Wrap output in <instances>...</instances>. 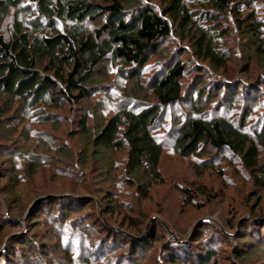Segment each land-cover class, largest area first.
I'll use <instances>...</instances> for the list:
<instances>
[{
  "label": "trees",
  "instance_id": "16d2710c",
  "mask_svg": "<svg viewBox=\"0 0 264 264\" xmlns=\"http://www.w3.org/2000/svg\"><path fill=\"white\" fill-rule=\"evenodd\" d=\"M175 39L182 46L185 43L187 48L181 50L200 63H192L191 68L203 74L207 70L210 74L222 73V76L218 77L221 79L216 95L208 93L204 97L202 88H191L195 98L189 104L196 115L185 116L175 126L170 125L167 137L162 139L158 134L165 126L167 108L184 104L186 94L190 95L189 86L184 87L189 68L184 60L178 59L164 69L161 77L153 74L145 81L142 72L149 66L150 57L158 55L162 44ZM235 46L242 52L235 51ZM236 53L239 62L246 61L241 73L248 77L253 74L254 62L258 66L264 63V0H0V124L16 120L13 133L17 134L20 126L24 134L29 117L36 116L43 124L59 123V114L53 112L62 110L66 104L77 107L96 94H107L108 85L112 87L113 83L104 84L103 80L111 68L127 82L122 88L124 94L110 116L85 113L78 120L75 138L83 144L78 164L89 167L94 161L98 163L97 169L92 170L98 172L97 176L113 179L115 165L107 152L126 153L124 183L135 188L137 197L146 200L156 186L167 183L161 162L165 149L169 148L174 155L192 159L203 169H214L222 159L231 168L236 160L262 189L264 123L259 129L253 119V107L244 106L239 117L230 118L226 113L207 115L212 108H218L212 103L224 89L223 101L230 100L232 108H237L239 98L228 95L226 88L230 83L223 80L231 74L230 63ZM255 80L264 85V73ZM243 81L239 79L238 86ZM250 99L255 103L260 100ZM256 120L264 121V113ZM252 122L257 129L252 127ZM38 165L31 157L27 170L35 174ZM215 171L224 174L223 167ZM10 180L17 184V178ZM116 181L111 182L113 187L117 186ZM86 188L102 196L104 213L110 219L115 218L118 227L108 226L98 217L78 215L73 202L92 203V198L66 195L46 198L42 201L59 203L60 209L57 215L44 218L43 226L47 229L41 237L43 243L37 240L26 243L29 234L24 231L9 237L7 230L16 224L20 226L19 222L0 219V264H143L139 255L144 248L138 247L149 237L152 244L157 242L156 229L153 235L148 230L144 234L145 220L142 218L136 224L129 215L117 223L119 209L121 213L131 210L118 201L119 192L93 190L92 184ZM179 190L186 206L199 208L195 202L211 200V193L205 187L185 186ZM12 192L9 189L7 194ZM40 200L34 208L40 206ZM127 226L136 235L126 233ZM256 228L255 238L264 251L261 240L264 223ZM142 232L145 241L138 237ZM183 236L166 238V251L160 259L170 260L164 264H219L216 250L198 252L195 246L183 241ZM22 245L29 252L36 248L42 254L36 259L31 255L22 257ZM45 248H54V255L50 251L45 253Z\"/></svg>",
  "mask_w": 264,
  "mask_h": 264
},
{
  "label": "rangeland",
  "instance_id": "374dc122",
  "mask_svg": "<svg viewBox=\"0 0 264 264\" xmlns=\"http://www.w3.org/2000/svg\"><path fill=\"white\" fill-rule=\"evenodd\" d=\"M185 45L184 43L182 46L177 39L163 43L161 48L158 47L160 48L158 55L150 57L149 66L144 69L145 73L142 72L145 81L150 79L153 74H159L161 77L164 69L178 59L184 60L189 68V75L185 80L184 87L189 86L187 93L190 95L186 94L187 101L184 104L167 108L165 126L162 132L158 134L162 139L167 137L170 125L175 126L185 116L194 117L196 115L189 104L192 97L195 98V91L191 88L194 86L202 88L204 97L208 93L216 95L218 88H220L217 87V84L221 79L218 77L222 76V73L210 74L207 70V73L203 74L200 70L191 68L193 67L192 63L196 65H200V63L195 61L189 52L185 54L181 50ZM186 48L187 46L184 49ZM234 49L237 52H242L240 47L235 46ZM239 58L236 53L235 58L230 63V76L225 75L228 78H223L230 83L226 88L228 95L237 96V100L239 98L237 108H232L233 105L230 100L223 101L224 89L223 92H219L218 98L212 103L213 107L218 106V108H215L216 110L212 108L213 110L207 115L210 116L209 113H211L212 116H221L226 113L225 115L230 118L239 117L244 106L253 107L255 115L253 119L255 122L257 121L256 124L259 125L260 129L264 121L256 119L262 117L264 113V85L260 86L255 78L260 73H264V63L260 62L258 66L254 62V65L252 64L255 66L252 71L253 74L248 77L241 73L246 66V61L242 64V60L239 62ZM241 78L244 80V84L238 86ZM110 82L113 83V86L108 85L107 94L101 92L77 107L66 104L62 110L53 112L59 114L57 117L60 119L57 124H43L39 122V118L36 116L29 117L25 123L27 128L24 134H21L22 128L20 126L18 133H13V129L18 123L16 120L11 121V124L8 122L0 124V219L7 218L11 222H19L20 225L12 226L7 230L6 235L12 237L24 231L27 235L29 234L26 243L31 244L34 240L43 243L41 237L43 231L47 229L43 226L44 218L49 217V215H57L60 204L55 205L54 202H43L42 200L64 195L92 198V203H87V201H80V204L73 202L74 206L77 207L78 215L81 217L94 216L95 219L98 217L102 223L113 228L118 227L119 224H115V218L110 219V216L104 213L102 196L93 191L94 194L87 191L86 185L92 184L93 190L100 188L104 191L119 192L118 201H122L131 209L130 212L123 211L122 213L119 209L120 212L117 211L119 214L117 223L121 221L123 216L129 215L136 224H139L142 218L145 220V222L143 221L145 223L143 225L144 234L148 230L153 235V229H156V240L158 241L153 242V244L150 237L147 240L144 239L143 232L138 234L139 239L146 240L145 245L140 243L143 245L138 247L143 246L142 248H144L139 255L143 259V264L169 263L170 259H160V257L166 251L168 243L166 238L178 234L184 235L183 241L195 246L198 252H205L209 249L216 250L219 255L217 262L219 264H264V251L255 238L254 232L259 224L264 223V218L261 220L259 218L264 216V188H258L249 174L243 172L236 160H233L235 164L231 168L228 166L229 169L226 167L228 161L224 163L225 160L223 161V159L222 162L216 163L214 169H203L199 168L196 161L180 158L174 155L171 149L166 148L161 162V170L167 183L165 186H156L146 200L137 197L135 188H130L124 183L122 177H124L126 153L107 152V156L112 158L111 161L115 165L113 179L97 176L98 172L92 170V168L97 169L98 163H94V161L89 167L78 164L77 159L80 150L83 148V144L79 142L78 138H75L78 120L85 113L90 115L98 113L104 117L110 116L116 108L114 105L116 106L118 101L120 102L119 98L124 94L122 88L127 82L119 78L118 72L111 70V68L108 77L103 80L104 84ZM212 82L214 85L211 84L210 86ZM254 97H259V102L255 103L253 99H250ZM255 122H252V127L257 129L258 126ZM55 148H59L61 151ZM70 154H73V157ZM31 157L34 159V163L37 165L40 163L36 167L35 174H31L30 170H27ZM40 158H43L44 161ZM221 167L224 169V174L215 171ZM11 177L18 179L17 184L10 180ZM113 180H117L115 182L116 187L112 186ZM185 186L187 188L205 187L211 193V200L208 203L205 200L200 202L196 200L195 204L199 208L186 206L184 197L179 190ZM9 189L13 190L12 195L7 194ZM129 193L133 196L127 195ZM4 199H7L8 203ZM39 199L42 201L40 206L34 208L33 205ZM200 203L204 205V208H201ZM52 207L54 213L51 211ZM34 228H36L35 231H28ZM124 231L132 236L136 235V231L132 227L127 226ZM214 231L221 232L219 233L220 236L218 233L214 234ZM261 240H264V237ZM47 242L50 245L53 244L51 241ZM128 248L129 245L126 244L125 251ZM20 249L23 254L22 257L25 258L31 255L36 259L39 253L42 254L41 250H36V248L29 252L30 249L25 245L20 246ZM47 251L53 255L55 253L54 248L51 250L45 248V253ZM188 251L187 249L185 253ZM194 251L196 252V250ZM15 255L19 258L18 254ZM20 263H23V260H20Z\"/></svg>",
  "mask_w": 264,
  "mask_h": 264
}]
</instances>
